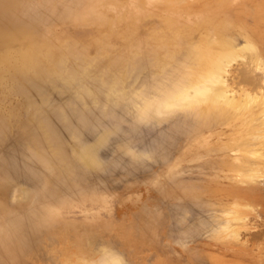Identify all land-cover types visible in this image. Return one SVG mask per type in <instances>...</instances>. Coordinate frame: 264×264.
I'll return each mask as SVG.
<instances>
[{
    "label": "rangeland",
    "instance_id": "374dc122",
    "mask_svg": "<svg viewBox=\"0 0 264 264\" xmlns=\"http://www.w3.org/2000/svg\"><path fill=\"white\" fill-rule=\"evenodd\" d=\"M215 32L264 55V0H0V264H264L249 117L158 107ZM236 205L250 227L215 235Z\"/></svg>",
    "mask_w": 264,
    "mask_h": 264
},
{
    "label": "bare ground",
    "instance_id": "6f19581e",
    "mask_svg": "<svg viewBox=\"0 0 264 264\" xmlns=\"http://www.w3.org/2000/svg\"><path fill=\"white\" fill-rule=\"evenodd\" d=\"M206 37L207 38L201 37L199 41L195 43H192L191 41L192 45L185 48L183 56L181 57L180 61L178 60L179 61L178 65H176L177 67L174 69L170 68V70L171 69L175 70V71L171 70V73L176 75L175 77L174 75H172L174 77V84L171 83V85H173L171 88L164 87L165 85L167 86L168 84L167 83L168 78L166 77L167 78L165 81L166 84L164 83L165 85H162V87L165 88L164 89L165 92H163L164 90L162 91L161 89H159V93L162 91L163 97L162 96L159 97L157 95L159 98L162 97L163 99V100H160L161 104L158 107L162 109L163 114L167 113L166 114L167 116H169L168 114H170L171 112L172 113L176 112V110L179 111L177 113H180V111L181 113L185 112V110H187V112L189 113L195 112L196 114L201 116L202 119L200 123H202V125L204 124V126L206 125L205 123L207 122V120L214 121V124L216 123L221 124L226 119H227L226 121H228L240 115L249 117L248 124H252L257 129L258 133L254 131L255 133L253 132L254 133L253 134L251 132V135H253V137L251 139H247V140L245 139L244 141H242L243 142L242 145L244 146L242 147L241 150L245 153L254 154L256 158L258 159L257 163L251 164V165H255L253 166L255 167V169L254 170L250 169L254 171L253 172L255 174L254 176L255 178H257L258 176L256 175L258 174L264 175V76H263L264 75V55L262 54L263 51L261 52L259 46L254 44L253 41L250 40L245 34L242 36L244 41L241 45H239L238 43L236 44L235 42L236 39L233 40L232 38H229L225 35L223 36L221 32L219 33L215 32V34L209 37L208 36ZM187 40L190 41V39H187ZM216 46H218V49L215 48ZM238 63L241 64L240 68H237L236 66ZM235 72H237L238 73L237 75H239L240 83L239 82L237 83L236 78H233L234 77L233 73ZM171 73H169L170 76L168 77L172 81L173 78H171L172 77ZM260 73H263L262 74L263 80L258 78ZM244 84H245V87L246 85L247 87L249 86L251 88V91L246 89L243 86ZM142 102L143 101H141V103ZM152 102L153 101H151V103ZM155 105L156 103L154 104V106ZM140 107L143 108V111L142 112L140 111V113L139 112L138 113L139 114L142 113L143 115L146 113L149 114L148 112H152L150 110L153 108V105L151 107L148 102L147 104L143 102L139 106V109ZM159 108H157L158 111H156L158 112V114L156 112L154 113L160 116L162 112H159ZM154 113H153V116H155ZM195 113L193 115H195ZM142 115L140 116V119L142 117L141 120H143L144 119L143 116H145V115L143 116ZM202 120L204 121V123L202 122ZM207 124H210V123H207ZM250 129H253V128H250ZM249 136L247 135L246 137L249 138ZM245 146L247 148L251 146H254V147H251L253 149L251 150L249 149V151H246V149H244ZM88 150L89 149H87L86 151ZM88 152L90 153L92 152V150ZM88 152H86L87 155H88ZM91 154L89 156L93 157L94 154L93 155ZM247 156H248V160L246 161H249L250 160L249 155ZM252 157L254 158V156ZM94 160H95L94 158L91 159V161H94ZM88 161L91 162L90 160ZM88 161L84 163H88ZM81 164L84 167H86L87 165L83 163ZM93 165L97 167L96 164L93 163ZM89 166L91 165L88 164L87 168L93 169L94 167V166L93 167H89ZM243 169L244 167L241 169V171ZM253 173L250 172L252 177H253ZM252 177L251 179L255 181ZM263 177L261 176L260 178L262 179ZM256 180L258 181V178ZM250 182L252 181L250 180ZM23 191L19 192L21 194V196H19V199L20 198L24 199L25 196H27L25 192L26 190L24 192ZM240 208H241L240 205H236L233 207V209L230 212L228 211L225 212V216H228L229 220H227L226 222L224 221L225 223L223 224L221 223L218 226H216V229L213 228L215 235L217 234L220 237H225L230 240L236 239L240 241L239 237H241L242 235V230H247L250 227L249 226L250 224L248 225V222H247L248 217H245L242 215L241 209L243 208L241 209ZM253 211H255V209H253ZM223 213L221 216H224ZM258 213L260 214V216L262 215L263 217L264 208L258 211ZM183 221L184 220H182V222ZM220 221H218V223H220ZM179 223H180V220H179ZM260 227L262 228V224L260 225ZM252 237H253V240L255 241L264 242V231L259 232V233L255 232V234ZM117 255L118 254H116L113 250L106 251L104 252L102 257L100 256L99 259L95 260L94 263L92 264H122L123 258H121L119 255L118 257Z\"/></svg>",
    "mask_w": 264,
    "mask_h": 264
}]
</instances>
